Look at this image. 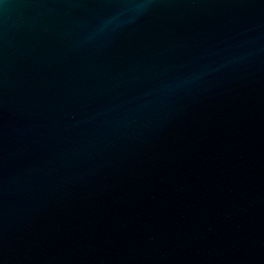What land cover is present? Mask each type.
I'll list each match as a JSON object with an SVG mask.
<instances>
[{"label":"water","instance_id":"obj_1","mask_svg":"<svg viewBox=\"0 0 264 264\" xmlns=\"http://www.w3.org/2000/svg\"><path fill=\"white\" fill-rule=\"evenodd\" d=\"M0 264H264V0H0Z\"/></svg>","mask_w":264,"mask_h":264}]
</instances>
